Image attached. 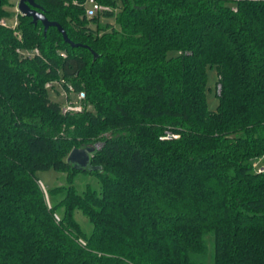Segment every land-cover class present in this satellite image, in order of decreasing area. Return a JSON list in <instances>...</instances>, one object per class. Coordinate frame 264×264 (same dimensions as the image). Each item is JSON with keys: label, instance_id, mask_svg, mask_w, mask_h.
Instances as JSON below:
<instances>
[{"label": "trees", "instance_id": "trees-1", "mask_svg": "<svg viewBox=\"0 0 264 264\" xmlns=\"http://www.w3.org/2000/svg\"><path fill=\"white\" fill-rule=\"evenodd\" d=\"M96 1L108 9L88 17L86 0H34L82 46L21 14L0 24V264H264V170L249 161L264 167V0ZM68 85L81 112L49 95ZM87 146L100 168L75 169ZM49 169L68 184L44 187L48 205Z\"/></svg>", "mask_w": 264, "mask_h": 264}, {"label": "rangeland", "instance_id": "rangeland-1", "mask_svg": "<svg viewBox=\"0 0 264 264\" xmlns=\"http://www.w3.org/2000/svg\"><path fill=\"white\" fill-rule=\"evenodd\" d=\"M11 1L13 3V6L6 7L11 12L10 13L11 16L2 17L0 18V20L4 19L5 21H7L8 27H11L12 29H14L15 16L16 15L18 16V14L20 13L17 12L18 10L16 8L18 0H11ZM86 7L89 8L91 7V5L87 2ZM16 21L18 22V19ZM101 21L102 22L112 21V19H108V20L102 19ZM14 33L17 34V31L14 30ZM34 49H37V48H34ZM34 49H32V52L35 51ZM216 79H217L216 69L207 67L206 69V99H207V107L210 110H216L217 105H218V98L216 95ZM63 92L64 91L61 87L56 86L54 89L49 91V95L54 101L58 102L59 104H63L65 102V97L62 95ZM69 96L71 99L75 98V94L73 93H69ZM106 135H108V133H106ZM249 161L251 162V166L254 168L255 171H256V167H259L260 164H263V161L262 160L260 161L257 158H250ZM37 176L40 179L38 183L44 192L47 204L49 203V200H48L46 191L44 190V187L49 189L57 185H67L68 184L66 172H57L53 169H49L46 171H39L37 173ZM73 184L76 185V188L79 191L84 190V187L86 184H90L92 187L97 188V189L99 187L97 178L93 174L78 173L76 174L74 178ZM75 218L80 223L84 232L89 233L91 230V224L89 223L88 219L79 211L75 213ZM207 264H212L211 260H209Z\"/></svg>", "mask_w": 264, "mask_h": 264}, {"label": "water", "instance_id": "water-1", "mask_svg": "<svg viewBox=\"0 0 264 264\" xmlns=\"http://www.w3.org/2000/svg\"><path fill=\"white\" fill-rule=\"evenodd\" d=\"M16 8L21 15L30 17L31 22L33 24H37V22H40L43 26L44 33H46L49 27H56L57 30L61 33L63 40L69 45H71V47L82 46V44L75 43L68 38L64 28L60 25V23H58L57 21L49 20L45 16L41 7L38 4H36L34 0H18ZM83 46L89 48L87 45H83ZM90 50L93 54V58L95 59L97 57V54L92 49ZM94 151H95V147H92V146H87L84 148L75 147L69 152L66 160L75 169L94 170L96 168H100V167L91 165L90 159Z\"/></svg>", "mask_w": 264, "mask_h": 264}, {"label": "built area", "instance_id": "built-area-1", "mask_svg": "<svg viewBox=\"0 0 264 264\" xmlns=\"http://www.w3.org/2000/svg\"><path fill=\"white\" fill-rule=\"evenodd\" d=\"M87 2L91 5V7L85 8V14L88 17H92L97 12L108 9L107 6H103V5L99 4L96 0H86V3ZM16 20H17V15L15 16L14 28L18 24V22ZM0 24H2L4 26L8 25L7 21H5L4 19L0 20ZM34 50L35 51H33V52L21 51V53L24 55H32L33 53L37 54L38 50L37 49H34ZM54 84H59V82H57V81L46 82L45 87L51 89ZM69 93L75 94V98L71 99L69 96ZM62 95L65 97V102L63 104H61V107H60L61 112L63 114L78 113L84 109L83 101L85 99V93L83 91L74 92L73 87L71 85H68L67 91H64ZM169 137H170L169 134H167V136H164L162 138H169ZM258 160L261 161L262 158H258ZM263 170H264V167L262 164H260L259 167H256V172L260 173V172H263ZM54 218L56 221L59 220V217L57 215H54ZM80 242L83 243V241H81V240H80Z\"/></svg>", "mask_w": 264, "mask_h": 264}]
</instances>
